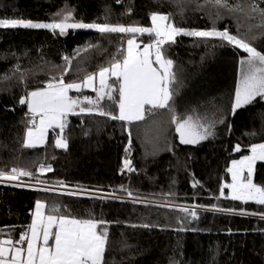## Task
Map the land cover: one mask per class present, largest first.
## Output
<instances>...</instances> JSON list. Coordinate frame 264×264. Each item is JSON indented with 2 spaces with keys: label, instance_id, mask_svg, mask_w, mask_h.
<instances>
[{
  "label": "trees",
  "instance_id": "1",
  "mask_svg": "<svg viewBox=\"0 0 264 264\" xmlns=\"http://www.w3.org/2000/svg\"><path fill=\"white\" fill-rule=\"evenodd\" d=\"M250 2L229 0L233 5ZM181 3L182 9L178 8L177 0H121L120 3L117 0H0V18L51 22L53 18H62L57 13L63 15L72 10L75 20L85 23H103L107 16L108 22L114 24L151 26L150 13L159 11L171 13L175 23L184 28L215 26L220 30L227 28L233 34L239 29L241 35L248 33L250 25L259 23L258 16L248 19L247 11L241 14L219 9L217 18V9L205 4V0H181ZM259 6L264 7V3ZM127 9H131V14H126ZM260 33L261 29L253 27L248 39L264 52V35ZM127 38L120 34L101 37L92 29H69L63 36L48 29H0V77L5 74L12 77L0 79V170L23 168L33 172V179L42 177L47 182L63 181L71 186L126 195L120 191L124 185L135 195L167 198L178 205L264 211V206L254 202L217 199L220 185L232 182L227 172L231 161L250 155L252 144L264 143V100L257 98V102L231 114L240 60L246 53L227 44L221 46L218 40L202 42L180 36L176 43L165 46L176 74L170 106L177 115H193L205 123L224 119V124H215L214 137L197 145H182L171 123L172 113L168 109H156L146 114L144 121L131 125L95 114L70 115L64 133L69 142L67 150L54 146L59 129L49 132L43 146H23L30 125L27 106L19 104L20 97L44 87L52 76L58 77L64 55L71 56L77 48L89 43L99 46L82 52L65 76L66 82L82 79L100 66H107L114 56L122 58L118 49L126 48ZM137 40L145 44L151 38L145 34ZM57 65L61 68H56ZM17 66L24 73L23 81L19 79L20 72L13 73ZM79 95L95 98V93L89 90ZM114 95L118 98V93ZM103 104L106 110L118 114L115 103L105 100ZM227 125H231V131ZM129 130L132 140L129 158L137 171L122 174ZM237 143L241 145L240 152L233 150ZM41 164L51 165L52 171L40 173ZM253 179L264 184V162H257ZM193 180L199 181L195 188ZM169 192L173 195L165 197ZM228 192L225 189V195ZM37 200L46 203V214L56 204L61 214L109 222L107 264H170L172 259L182 264H264V220L259 215L199 210L198 220L185 221L187 228L198 231L179 232L175 230L179 227L178 218L184 215L179 211L4 185H0V239L10 235L18 240L23 232H29ZM145 223L153 226L140 227Z\"/></svg>",
  "mask_w": 264,
  "mask_h": 264
},
{
  "label": "snow or ice",
  "instance_id": "2",
  "mask_svg": "<svg viewBox=\"0 0 264 264\" xmlns=\"http://www.w3.org/2000/svg\"><path fill=\"white\" fill-rule=\"evenodd\" d=\"M121 0H117L120 3ZM264 0H252L247 5L229 3V0H205V4L217 9L216 16L219 18V9H226L229 12L244 14L247 11L248 19L259 17V23L250 25L248 33L253 27L261 29L264 35V7L259 4ZM178 8L182 9L181 0H177ZM203 7L204 5H199ZM63 11V10H62ZM131 14V9L126 10ZM61 16L59 20L53 18L51 22H34L31 19L23 18H0V29H48L54 35H66L69 29H92L101 37L110 34L127 36L126 48L118 49L122 58L114 56L107 66H100L96 72L87 73L82 79L65 81V76L72 69L73 61L82 52H88L91 48H98V45L89 43L83 48H77L71 56L62 57L64 65L60 75L52 76L44 87L26 92L19 99L20 105H26L29 115V127L23 146L34 148L44 144L49 130L59 132L55 138L54 146L58 149H68L69 142L64 134L68 126L70 115H99L118 120L131 125L133 122L144 121L146 114H152L156 109H168L171 115V123L175 125L179 142L182 145H197L202 141L215 136V124H224V119L211 123L202 122L199 117L193 115L182 117L177 115L170 106L173 101L174 91L171 85L176 80L173 71L174 61L167 56L166 45L176 43L177 37L187 36L197 41L207 42L218 40L223 44L240 49L246 56L240 60V79L235 89L234 100L231 104V114L235 115L238 109L244 108L257 102V98L264 100V52H261L248 39V33L241 35L231 33L227 28L223 30L213 26L210 29H189L178 26L171 13L162 14L159 11L150 13L151 26L140 24L125 25L122 23H110L107 16L105 22L85 23L77 21L73 11L57 13ZM147 34L151 40L143 44L138 42L137 37ZM256 37L253 36V39ZM56 68H61L57 65ZM20 72L17 66L13 73ZM5 74L0 79H11ZM19 79L24 80V73L20 72ZM84 89H91L95 98L88 95H70L71 92L82 93ZM118 93V98L116 95ZM111 101L116 104L118 114L106 110L103 102ZM231 131V125H227ZM255 133H253L254 135ZM131 131L129 130L128 146L125 148L126 156L123 160L121 173L136 172L132 160L129 158L131 152ZM171 150V149H169ZM241 151V145L237 143L233 149ZM250 155H244L241 159H233L227 172L231 174V183L220 185L219 198L241 201L245 204L254 202L256 205L264 206V184L254 182L256 164L264 162V143H255L250 146ZM40 173L52 171L51 165L39 166ZM30 170L13 167L10 170H0V183L16 182L14 187H34L25 185L21 177L33 178ZM37 184H47L37 178ZM199 181L193 180L192 187L195 188ZM225 189L229 192L225 195ZM40 191H60V194L78 196L82 194L79 188L69 190V186L63 181L56 182L54 186L39 188ZM120 191L126 193L128 199L133 203H141L146 207L155 206L167 208L183 213L178 218L179 232L198 231L185 226V221L191 223L200 218L199 210L222 212L229 215H259L264 220V211L248 212L245 209L237 211L235 208H222L217 205L206 207L204 205H178L167 198L163 202H156L147 198L138 197L129 188L121 185ZM90 198L124 200V197L116 195L115 192L98 194L97 192L86 193ZM173 193L165 194V197ZM47 205L44 201L35 202V211L32 214L31 224L28 225L29 232H23L18 240H13L9 235L7 239H0V264H107L106 253L109 248V222L98 218L81 219L70 214H61L59 205L54 204L49 214H45ZM153 225L143 224L140 227L150 228ZM133 227H136L133 225ZM231 232V230H229ZM52 240L54 243L50 244ZM26 243L27 247H24ZM170 264H182L181 261L172 259Z\"/></svg>",
  "mask_w": 264,
  "mask_h": 264
},
{
  "label": "built area",
  "instance_id": "3",
  "mask_svg": "<svg viewBox=\"0 0 264 264\" xmlns=\"http://www.w3.org/2000/svg\"><path fill=\"white\" fill-rule=\"evenodd\" d=\"M36 180L37 179H30L28 177H21V181H23V183L25 185H33L34 187H28V186H22V187H17V188H24V189H30V190H36V191H40V190H37L39 188H44L46 186H54L56 185L55 183L58 182V181H55V182H49L50 184H37L36 183ZM41 181H45V180H42V179H39ZM47 182V181H46ZM16 182H12V184H14ZM12 184H9V183H0V185H4V186H9V187H14L12 186ZM66 184V183H65ZM68 185V184H67ZM69 186V189L71 190H74V189H77L79 188L80 190H82V194L78 195V196H74V197H81V198H90L88 195H86L85 193H88L89 191L92 192V191H99V190H93V189H88V188H85V187H82V186H71V185H68ZM61 190H57V191H48L50 193H54V192H60ZM101 191V190H100ZM46 192V191H44ZM104 192H108V191H104ZM112 192V191H110ZM119 195V194H117ZM125 200V199H124ZM120 201V200H118Z\"/></svg>",
  "mask_w": 264,
  "mask_h": 264
},
{
  "label": "rangeland",
  "instance_id": "4",
  "mask_svg": "<svg viewBox=\"0 0 264 264\" xmlns=\"http://www.w3.org/2000/svg\"><path fill=\"white\" fill-rule=\"evenodd\" d=\"M240 70H241V65H240ZM239 79H240V73H239ZM239 82V81H238ZM91 90V89H90ZM38 179H42V177H39ZM42 180H44V179H42ZM45 182H46V180H45ZM47 184H50L49 182H47ZM56 184V183H55ZM69 190H71V189H69ZM62 191V190H61ZM90 192V191H89ZM88 192V193H89ZM92 192H97V191H92ZM114 191H112V192H104V191H98V194H107V193H113ZM50 193V192H49ZM55 194H58V195H65V196H69V195H66V194H60V192H54ZM86 194V193H85ZM115 194L117 195L118 193H116L115 192ZM87 195V194H86ZM119 196H121V197H124V199L125 200H123V202H129V203H132V204H134V205H144V204H141V203H133L130 199H128L127 198V196L124 194V195H122V194H119ZM138 196V195H137ZM72 197H74V196H72ZM138 197H141V198H147V199H149V200H153V201H156V202H163V199H157L156 197L154 198V197H151V196H138ZM95 199H99V198H95ZM103 200H112V199H103ZM121 201V200H120Z\"/></svg>",
  "mask_w": 264,
  "mask_h": 264
},
{
  "label": "crops",
  "instance_id": "5",
  "mask_svg": "<svg viewBox=\"0 0 264 264\" xmlns=\"http://www.w3.org/2000/svg\"><path fill=\"white\" fill-rule=\"evenodd\" d=\"M138 42H139V41H138ZM145 44H146V43H145ZM142 45H143V44H142ZM126 47H127V45H126ZM84 90H89V91H91L90 89H84ZM73 93H74V95H73ZM70 95L77 96V95H79V93L71 92ZM27 110H28V109H27ZM50 131H51V129L49 130V132H50ZM49 132H48V134H47V138H48ZM46 142H47V139H46ZM46 142H45L44 144L38 145V146H36V147L43 146V145L46 144ZM34 211H35V208H34ZM34 211H33V212H34ZM45 214H46V209H45ZM46 215H47V214H46ZM29 234H30V231H29ZM49 243L52 244V243H54V241L50 240ZM26 247H27V246H26Z\"/></svg>",
  "mask_w": 264,
  "mask_h": 264
}]
</instances>
